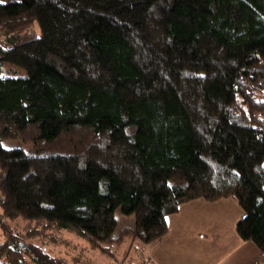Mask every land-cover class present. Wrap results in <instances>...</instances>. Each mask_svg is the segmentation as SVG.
Listing matches in <instances>:
<instances>
[{
  "label": "trees",
  "instance_id": "trees-1",
  "mask_svg": "<svg viewBox=\"0 0 264 264\" xmlns=\"http://www.w3.org/2000/svg\"><path fill=\"white\" fill-rule=\"evenodd\" d=\"M228 198L264 253V0L0 3V264H70L64 233L73 264H155L169 216Z\"/></svg>",
  "mask_w": 264,
  "mask_h": 264
},
{
  "label": "crops",
  "instance_id": "crops-1",
  "mask_svg": "<svg viewBox=\"0 0 264 264\" xmlns=\"http://www.w3.org/2000/svg\"><path fill=\"white\" fill-rule=\"evenodd\" d=\"M242 216L231 198L186 203L167 218V236L147 245L146 254L155 264H264V253L236 232Z\"/></svg>",
  "mask_w": 264,
  "mask_h": 264
},
{
  "label": "rangeland",
  "instance_id": "rangeland-1",
  "mask_svg": "<svg viewBox=\"0 0 264 264\" xmlns=\"http://www.w3.org/2000/svg\"><path fill=\"white\" fill-rule=\"evenodd\" d=\"M8 0H0V3H5ZM20 1V0H17ZM18 145L16 141H7L4 143V146L7 148L15 147ZM116 217L119 223L118 231H120L123 227L130 225H135V219L133 216H125L122 214L121 210L116 211ZM22 223V222H21ZM20 225V224H19ZM65 243L61 246H53L52 244H48L51 253L57 257H63L68 259L70 264H73L72 258L77 257L82 249L87 248V244L82 240L78 239L76 236L64 233L63 235ZM5 241V237L3 231L0 229V244ZM144 251L147 252V245L140 243ZM83 257V264H112L107 258L103 257L99 253L92 252L89 249L85 251ZM88 262V263H85Z\"/></svg>",
  "mask_w": 264,
  "mask_h": 264
}]
</instances>
